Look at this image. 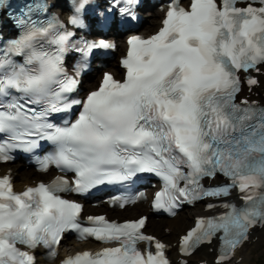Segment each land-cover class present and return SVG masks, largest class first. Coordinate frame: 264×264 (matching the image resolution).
I'll use <instances>...</instances> for the list:
<instances>
[{"label":"snow or ice","instance_id":"6c2138e0","mask_svg":"<svg viewBox=\"0 0 264 264\" xmlns=\"http://www.w3.org/2000/svg\"><path fill=\"white\" fill-rule=\"evenodd\" d=\"M6 2L0 0V7ZM87 3L82 0L71 25L83 27L79 14ZM137 3L127 0L121 12L132 15ZM36 10L47 12V5L22 6L15 23L23 31L0 55V162L13 159L16 151L32 153L47 141L52 151L38 159L41 170L54 166L75 178L57 177L20 194L9 177L0 178V264H34L18 245L52 249L69 230L119 246L84 252L64 264H169L166 246L141 232L146 217L120 224L90 216L91 226H83L82 205L61 195L84 194L142 173L163 183L153 205L157 211L226 198L233 190L241 194V205L222 200L224 211L199 219L182 238L187 254L218 241L217 264H228L252 231L264 227V106L238 100L240 72H258L264 64V0H189L187 7L170 0L157 34L128 40L125 80L105 74L102 86L84 100L71 97L78 80L65 68L75 33L57 17L33 19ZM111 47L103 40L85 41L78 50ZM247 83L259 82L249 77ZM76 106L81 111L74 121L55 122ZM218 176L225 182L203 183ZM130 200L113 203L124 207ZM140 242L148 247L140 248Z\"/></svg>","mask_w":264,"mask_h":264},{"label":"bare ground","instance_id":"6f19581e","mask_svg":"<svg viewBox=\"0 0 264 264\" xmlns=\"http://www.w3.org/2000/svg\"><path fill=\"white\" fill-rule=\"evenodd\" d=\"M156 20L155 17H152L147 20L148 25L145 26L144 28L147 27V29L151 28V24ZM93 74V73H92ZM255 91L259 92L258 96H253L256 99H259L261 102H264V79L260 78V84L258 87L255 88ZM6 167L12 168L13 171H16L17 174L14 176V184L17 188H20L21 184L28 182L30 178L34 176V172L30 169L28 170H19V164H7ZM19 173V174H18ZM36 177V176H34ZM33 177V178H34ZM137 206H141V209L144 211L146 210V206L143 204H138ZM136 206H133L131 209H126L128 212H136ZM200 208L199 204H196L193 208H190L189 210L185 211H180L173 219L167 218L165 220H156V218H149L148 220V227L147 230L151 233H154L160 237H162L166 241H173L176 240L177 234L175 235L176 232H181V228L183 229V225L189 224L191 222L192 216L196 214V211ZM102 210L105 211V208ZM125 210V211H126ZM166 228V229H164ZM257 235V239L255 241L250 240L248 243H246L242 248H239L236 251V254L234 258H232L231 261L228 262V264H250L252 261V250L258 246L261 238L264 237V227L255 229L252 236ZM70 244H74L76 247L80 246H88L90 245L89 242H86L85 244L83 243H77V242H70L69 240H65L64 243L61 245L62 250H66ZM214 252V251H213ZM210 252L209 249H207V246H204L200 249L199 253L195 254L193 256V261L195 259H201L204 258L206 261L211 263V257L212 253ZM237 256L241 257L240 261L235 262V258ZM255 263V262H254ZM176 264H178L176 262ZM195 264V263H191Z\"/></svg>","mask_w":264,"mask_h":264},{"label":"rangeland","instance_id":"374dc122","mask_svg":"<svg viewBox=\"0 0 264 264\" xmlns=\"http://www.w3.org/2000/svg\"><path fill=\"white\" fill-rule=\"evenodd\" d=\"M95 210L99 211V210H102V209H95ZM187 224L183 225L182 227L184 228ZM181 230H182V228H181ZM177 233L178 232H176L175 235ZM251 253H252V261H251L250 264H264V237L261 238L258 246H256L252 250Z\"/></svg>","mask_w":264,"mask_h":264}]
</instances>
